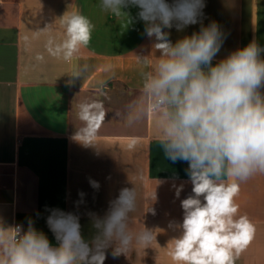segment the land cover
Here are the masks:
<instances>
[{"label": "crops", "instance_id": "obj_1", "mask_svg": "<svg viewBox=\"0 0 264 264\" xmlns=\"http://www.w3.org/2000/svg\"><path fill=\"white\" fill-rule=\"evenodd\" d=\"M70 3L0 0V217L25 230L32 219L55 244L46 218L51 209H61L80 217L82 235L91 240L89 213L103 216L121 188L135 187L138 207L131 230L154 229L157 242L145 250L133 245L115 259L109 249L105 264H172L167 244L179 232L168 225L182 222L180 202L192 194L188 164L165 157L150 119L133 126L127 121L128 105L141 96L142 68L135 55L152 54L155 38L144 33L137 7L125 9L133 18L125 29L124 21L102 10L101 0H73L95 26L90 45L70 62L53 57L47 41L52 39L54 47L63 39L59 17ZM203 14V25L215 21L225 36L213 64L253 39L264 47V0H205ZM200 27L190 25L183 32L173 27L170 39L175 43ZM85 63L90 66L86 78L69 85L67 74ZM100 80L107 81L106 96L98 90ZM98 97L106 101L108 113L96 147H84L72 139L78 105ZM115 122L120 127H112ZM90 179L99 182V189L90 186ZM181 184L177 198L175 187ZM236 202L256 226L253 242L236 264H264V175L241 184Z\"/></svg>", "mask_w": 264, "mask_h": 264}, {"label": "clouds", "instance_id": "obj_2", "mask_svg": "<svg viewBox=\"0 0 264 264\" xmlns=\"http://www.w3.org/2000/svg\"><path fill=\"white\" fill-rule=\"evenodd\" d=\"M100 6L124 21L125 29L133 22L125 9L137 7L144 33L155 38L154 61L152 54L135 55L142 68L141 96L128 105L127 121L133 126L150 119L165 157L188 164L192 194L180 202L182 222L168 225L179 232L167 244L172 264H236L256 234L255 224L240 213L236 202L240 186L264 175V47L253 39L213 64L225 36L215 21L203 25L205 0H101ZM198 23V32L175 43L170 39L173 27L183 32ZM59 24L63 39L54 47L49 39L48 51L70 62L90 45L95 26L73 0ZM47 30L46 26L41 32ZM37 60L44 57L38 55ZM89 71L88 64H77L67 74L68 84L85 79ZM106 88V80L98 81L105 96ZM107 113L101 100L81 102L80 127L72 139L96 147ZM89 183L94 189L100 187L98 181ZM182 190V184L175 187L177 198ZM150 199L156 200L155 191ZM137 207L136 188H121L103 216L89 213L91 240L82 235L78 215L51 209L46 224L55 244L32 219L25 230L22 224L7 225L0 217V264H105L109 249L115 259L126 256L133 245L152 248L156 230H131ZM147 212L155 215L152 207Z\"/></svg>", "mask_w": 264, "mask_h": 264}, {"label": "rangeland", "instance_id": "obj_3", "mask_svg": "<svg viewBox=\"0 0 264 264\" xmlns=\"http://www.w3.org/2000/svg\"><path fill=\"white\" fill-rule=\"evenodd\" d=\"M97 100H101V101L104 103V106L106 107V104H107V103H106L105 100H103V99L100 98V97H98ZM121 106H123V105H121ZM121 106H120V107H121ZM122 108H123V107H122ZM124 108H125V106H124ZM105 109H106V108H105ZM106 110H107V109H106ZM113 123H114V122H113ZM119 123H120V122H118V123L115 122V124H117V125L111 124V126H112V127H115V126H116V127H120V124H119ZM76 126H77V127H80V122H79V121H77Z\"/></svg>", "mask_w": 264, "mask_h": 264}, {"label": "built area", "instance_id": "obj_4", "mask_svg": "<svg viewBox=\"0 0 264 264\" xmlns=\"http://www.w3.org/2000/svg\"><path fill=\"white\" fill-rule=\"evenodd\" d=\"M16 224H21V223H16Z\"/></svg>", "mask_w": 264, "mask_h": 264}]
</instances>
